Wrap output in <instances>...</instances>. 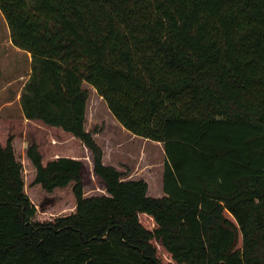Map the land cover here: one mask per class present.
<instances>
[{
	"label": "trees",
	"instance_id": "obj_1",
	"mask_svg": "<svg viewBox=\"0 0 264 264\" xmlns=\"http://www.w3.org/2000/svg\"><path fill=\"white\" fill-rule=\"evenodd\" d=\"M0 8L32 54L24 117L49 134L45 149L26 146L40 210L14 119L0 118V264H264V0ZM92 88L127 129L163 143V196L105 163L86 126ZM86 147L106 193H85Z\"/></svg>",
	"mask_w": 264,
	"mask_h": 264
},
{
	"label": "rangeland",
	"instance_id": "obj_2",
	"mask_svg": "<svg viewBox=\"0 0 264 264\" xmlns=\"http://www.w3.org/2000/svg\"><path fill=\"white\" fill-rule=\"evenodd\" d=\"M31 70L32 54L13 44L9 25L0 8V107H2L0 109V118L14 119V121H12L11 131L15 132L14 146L17 157L24 166L25 188L26 191L34 197V203H36L38 209L41 210L42 208H46L47 204L44 203V194L36 190L41 188L40 184H36L37 187H32L35 169L31 161L27 158L26 146L28 141L37 140L45 149L49 134L46 133L41 123L27 120L22 110L21 94L25 82L30 77ZM111 118L112 114L108 109L106 101L92 88L88 102L87 128L94 131H103L107 125V121L111 120ZM104 131L102 132L103 137L106 138V133ZM140 138L143 139L142 136ZM142 139H134L132 142L133 148L137 149L138 153L142 152V150H146L147 153L153 151L152 147L154 145L151 143L152 140H150L151 142H147V139ZM154 152L156 155L159 154L158 150ZM148 157L150 156L148 155ZM83 160L85 162L84 181L86 195L90 196L106 193L105 183L102 178L95 173L92 153L87 147L85 148ZM57 188L61 189L63 187ZM150 195L161 196L160 193H150ZM48 198L54 201L56 197Z\"/></svg>",
	"mask_w": 264,
	"mask_h": 264
},
{
	"label": "crops",
	"instance_id": "obj_3",
	"mask_svg": "<svg viewBox=\"0 0 264 264\" xmlns=\"http://www.w3.org/2000/svg\"><path fill=\"white\" fill-rule=\"evenodd\" d=\"M1 108L2 107H0V109ZM109 111L112 114V118L107 121V125L103 129V131L105 130L106 138L103 137V131L96 130L94 133L97 141L104 149L105 163L114 165L118 169L124 171L126 173V178H144L149 184V194L160 193L161 196H163L165 194L163 189V171L165 162L163 143L155 140H152L151 142V139L144 137L143 139L140 138L141 136H138L127 129L110 109ZM134 139H147V142L153 143L155 147L153 146V151H149V153H147L146 150H142V152L138 153L137 149L132 146ZM155 150L159 151L158 155L154 152ZM148 155L150 157H148Z\"/></svg>",
	"mask_w": 264,
	"mask_h": 264
}]
</instances>
